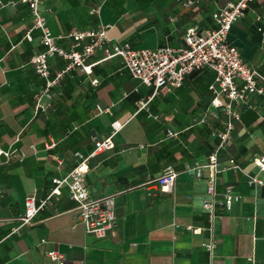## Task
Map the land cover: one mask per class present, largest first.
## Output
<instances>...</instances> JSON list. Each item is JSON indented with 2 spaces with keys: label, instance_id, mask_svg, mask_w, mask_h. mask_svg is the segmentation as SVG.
I'll use <instances>...</instances> for the list:
<instances>
[{
  "label": "crops",
  "instance_id": "obj_1",
  "mask_svg": "<svg viewBox=\"0 0 264 264\" xmlns=\"http://www.w3.org/2000/svg\"><path fill=\"white\" fill-rule=\"evenodd\" d=\"M185 1L43 0L41 12L54 36L111 25L110 39L156 48L181 45L191 25L210 28L212 13L225 2L192 0L195 3L187 6ZM252 4L255 8L250 5L232 26L228 41L244 62L264 74V0ZM31 23L30 11L20 0H0V149L16 147L26 155L22 162L0 158V264H53L46 256L50 250L63 254L67 264H209L210 255L201 247L209 238L202 207L206 182L186 169L205 163L213 133L221 126L220 117L191 127L209 107L212 72L201 78V72L190 75L180 89L161 90L148 111L137 113L138 102L149 90L129 76L118 58L102 61L103 52L97 49L88 61L96 63L91 74L73 69L49 99L43 98L45 112L35 115L34 97L44 82L30 59L43 47L37 31L31 32V41L25 38ZM59 44L67 47L68 41ZM49 65L54 72L64 62L54 58ZM248 107L257 120L248 126L236 123L220 155L221 166L232 158L241 169L217 176L211 226L214 259L222 264H264V186L253 189L246 183V174L264 181L253 163L264 151V96L250 97ZM97 108L107 111L99 113ZM135 119L138 140L124 132ZM113 121L123 124L113 138L114 148L90 159L85 181L91 198L115 196L114 230L103 238L86 234L76 221L77 206L63 189L29 225L13 232L25 199H44L51 180L75 166L73 153L88 155L94 138L110 134ZM167 129L178 136L167 138ZM51 141L55 146L45 149ZM166 166L178 172L170 194L155 182ZM227 186L239 197L230 209L224 206Z\"/></svg>",
  "mask_w": 264,
  "mask_h": 264
},
{
  "label": "built area",
  "instance_id": "obj_2",
  "mask_svg": "<svg viewBox=\"0 0 264 264\" xmlns=\"http://www.w3.org/2000/svg\"><path fill=\"white\" fill-rule=\"evenodd\" d=\"M20 1L28 7L32 20L25 38L31 41V32L37 31L39 43L43 47L41 52L34 54L30 59L34 73L44 82L43 90L34 97L35 115L45 112L43 98L49 99L52 89L73 69H79L87 75L91 74V67L96 63L91 64L88 61L97 49L103 52L102 61L118 58L130 77L149 90L147 97L138 102L137 113L142 110L148 111L149 103L161 90L180 89L187 77L204 70L213 73V80L208 85L211 95L209 107L200 117L193 119L191 127L205 125L209 120H219L220 117H223L224 121L222 127L213 133L217 143L206 157L205 163L195 164L186 170L192 171L196 179H205L206 191L202 207L209 220V226L206 228L209 238L201 247L210 255L209 264H222L214 259L216 244L212 238L211 226L216 217L214 198L217 176L225 170L241 169L232 158L228 160V166H221L220 155L232 140L235 125L240 121L241 108L249 106L250 97L264 96V74L244 62L239 49L229 43L228 33L255 0H225L224 4L212 13L210 28L202 29L191 25L185 30L181 45L165 43L156 48H138L129 42L110 39L108 32L112 28L111 25H103L96 30H72L66 35L54 36L41 12L43 0ZM194 3L192 0L185 1L187 6ZM60 41H68V46L63 47L59 44ZM54 58L63 61L64 66L51 72L49 60ZM91 83L97 85V80ZM97 110L99 113L107 111L100 108ZM110 127L109 135L101 139L94 138L93 149L88 155L84 156L78 151L73 153L75 166L65 176L51 180L52 188L44 199L38 201L35 195L25 199L23 213L17 218V226L13 232L29 225L63 189L77 206L76 221L82 225L86 234L103 238L114 230L115 196L91 198L85 181L90 159L114 148L113 138L122 129L123 124L113 121ZM165 135L167 138H176L178 132L167 129ZM54 146L55 143L51 141L45 145V149H52ZM31 148L34 146L31 145ZM25 157V153L16 147L0 149V158L5 161L17 159L22 162ZM62 162V159L57 160L58 165ZM253 163L258 172L264 175V151L253 159ZM177 177L178 172L172 166H166L155 182L161 192L170 194L174 190ZM246 183L253 189L264 186V181L254 174H246ZM238 198L232 186L225 188L226 209H230L232 202ZM186 229L194 234L201 233V229L192 227ZM46 256L53 264H67L64 255L58 251L50 250Z\"/></svg>",
  "mask_w": 264,
  "mask_h": 264
},
{
  "label": "trees",
  "instance_id": "obj_3",
  "mask_svg": "<svg viewBox=\"0 0 264 264\" xmlns=\"http://www.w3.org/2000/svg\"><path fill=\"white\" fill-rule=\"evenodd\" d=\"M251 6L253 8H255V5L251 4ZM209 72L211 73V71H208V70L201 71V73H203V74L200 75L199 78L210 74ZM212 75H213V73H212ZM213 77H214V75H213ZM211 78H212V76H211ZM150 110H151V112L154 110V108L152 107V105H150ZM257 118H258L257 114L250 107L243 106L241 108V110H240V121L237 123V125H240V126H242V125L243 126H248L249 124L255 122L257 120ZM223 121H224V118L221 117L220 118V123H221L220 128L222 127V122ZM207 132H208V135L211 133L210 130H207ZM215 143H217V140L214 138V143L213 144H215ZM213 146L214 145H212V146L209 145V147H210L209 153L212 150Z\"/></svg>",
  "mask_w": 264,
  "mask_h": 264
},
{
  "label": "rangeland",
  "instance_id": "obj_4",
  "mask_svg": "<svg viewBox=\"0 0 264 264\" xmlns=\"http://www.w3.org/2000/svg\"><path fill=\"white\" fill-rule=\"evenodd\" d=\"M138 125H139L138 120L135 119L124 130L125 133H130V135H131V137H132L133 140H138V139L141 138L140 135L139 134H136V132H135V130L138 127ZM121 137L123 138L122 135L119 136V138H121Z\"/></svg>",
  "mask_w": 264,
  "mask_h": 264
}]
</instances>
